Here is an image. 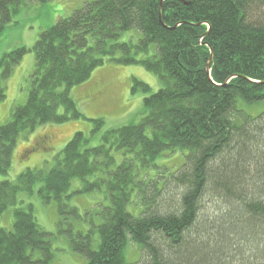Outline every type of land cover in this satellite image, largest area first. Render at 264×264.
I'll list each match as a JSON object with an SVG mask.
<instances>
[{
    "label": "trees",
    "instance_id": "16d2710c",
    "mask_svg": "<svg viewBox=\"0 0 264 264\" xmlns=\"http://www.w3.org/2000/svg\"><path fill=\"white\" fill-rule=\"evenodd\" d=\"M25 2L0 0V36ZM134 29L138 44L119 42ZM28 53L36 65L28 100L0 127L4 175L20 134L84 117L71 90L107 60L143 66L163 87L152 93L132 78V93L146 94L139 123L107 131L102 145L85 151L88 141L77 132L51 170L27 169L17 182H1L0 217L41 183L43 202L57 205L59 232L86 264H128L130 243L142 252L135 264H264V111L252 116L238 105L264 104V0H88L31 49L3 57L0 104L3 83ZM92 121L94 132L105 126ZM176 152L187 154L185 162L169 173L159 159ZM100 172L107 179L87 182ZM75 179L85 182L80 194L106 185L110 206L92 231L72 223L82 218L71 205ZM14 218L13 230L0 227V264H50L51 235L33 206L16 209Z\"/></svg>",
    "mask_w": 264,
    "mask_h": 264
},
{
    "label": "rangeland",
    "instance_id": "374dc122",
    "mask_svg": "<svg viewBox=\"0 0 264 264\" xmlns=\"http://www.w3.org/2000/svg\"><path fill=\"white\" fill-rule=\"evenodd\" d=\"M87 1L50 0L47 4H40L26 0L0 36V61L6 54L16 49L23 47L31 49L42 32L54 26L60 19L71 17L74 11L81 8ZM141 38V32L134 29L123 33L119 42L138 44ZM35 69V55L28 53L15 68L12 76L3 83L6 88V99L0 104V127L10 120L15 106L26 104ZM132 78L149 85L152 93L158 92L163 87L159 78L143 66H122L107 60L104 66L94 71L90 80L71 90V96L84 117L62 125H44L34 132L20 134L14 149L12 166L7 174L0 173V183L17 182L18 177L27 169L51 170L56 165L57 157L61 155L77 132L84 133L88 141L82 148V151H85L102 145L107 131L139 123L144 116L143 101L146 94L142 91L132 93ZM64 89L61 87L59 91ZM238 105L252 116H257L264 111V104L250 106L239 102ZM59 111L60 114L65 112L64 108H60ZM96 119L105 121L104 128L98 132H94L95 126L92 121ZM45 136H50L51 139L44 138ZM42 142L45 145L41 147L42 149H36L34 153L26 156V153ZM186 155L179 152L165 153L163 158L159 159V164L171 173L182 168ZM115 157L119 165L120 155ZM149 175L152 174L149 173ZM96 177L107 179L106 175L100 172L94 177L87 178V182L96 181ZM41 186V183L36 184L33 194L21 193L17 206L10 207L0 217V227L13 230L14 211L20 208L27 209L29 205H32L38 224L51 235L54 258L50 264H86V258L71 251L67 234L59 232L57 205L54 201L49 204L43 202L39 195ZM84 187L85 182L81 179H75L72 182L74 195L71 205L79 210L82 217L79 221L72 223L75 231L88 232L92 231L94 225L98 226L102 223L101 213L104 211L103 208L110 206V203L107 200L106 185L95 192L80 194L79 191ZM95 234L97 237V233ZM141 258L140 247L130 243L126 250L128 264L138 263ZM39 259L40 254L36 253L35 260Z\"/></svg>",
    "mask_w": 264,
    "mask_h": 264
},
{
    "label": "water",
    "instance_id": "95a60500",
    "mask_svg": "<svg viewBox=\"0 0 264 264\" xmlns=\"http://www.w3.org/2000/svg\"><path fill=\"white\" fill-rule=\"evenodd\" d=\"M208 70H209V66H208V68H207ZM210 73V72H209Z\"/></svg>",
    "mask_w": 264,
    "mask_h": 264
},
{
    "label": "flooded vegetation",
    "instance_id": "af4514ba",
    "mask_svg": "<svg viewBox=\"0 0 264 264\" xmlns=\"http://www.w3.org/2000/svg\"><path fill=\"white\" fill-rule=\"evenodd\" d=\"M42 141V140H41ZM43 143V142H42Z\"/></svg>",
    "mask_w": 264,
    "mask_h": 264
}]
</instances>
